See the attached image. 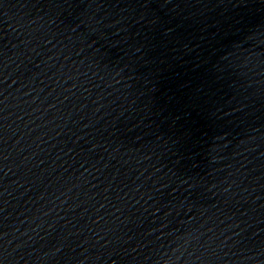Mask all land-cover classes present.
Segmentation results:
<instances>
[{
  "label": "water",
  "instance_id": "1",
  "mask_svg": "<svg viewBox=\"0 0 264 264\" xmlns=\"http://www.w3.org/2000/svg\"><path fill=\"white\" fill-rule=\"evenodd\" d=\"M0 264H264V0H0Z\"/></svg>",
  "mask_w": 264,
  "mask_h": 264
}]
</instances>
